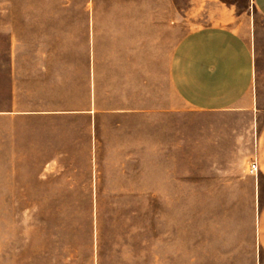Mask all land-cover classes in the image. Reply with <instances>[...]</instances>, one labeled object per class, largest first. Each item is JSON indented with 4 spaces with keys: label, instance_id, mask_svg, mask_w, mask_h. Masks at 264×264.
Segmentation results:
<instances>
[{
    "label": "rangeland",
    "instance_id": "1",
    "mask_svg": "<svg viewBox=\"0 0 264 264\" xmlns=\"http://www.w3.org/2000/svg\"><path fill=\"white\" fill-rule=\"evenodd\" d=\"M174 5L173 33L158 36L166 56L189 32L220 24L251 38L264 66V17L253 0ZM87 7L86 0H0V108L9 103L11 87L22 96L17 108H32L36 98L45 102L56 87V65L67 82L68 12ZM71 37L79 67L82 36ZM255 91L253 114L213 115L190 110L173 91L171 162L148 161V121L132 124L140 156L130 163L90 161L83 153L56 162L52 147L30 146L28 163L14 165L18 179L2 201L9 209H0V264H191L229 241L232 202L221 191L228 180L222 174L249 170L254 134L264 123V79ZM54 124L38 122L50 131L30 133V140L51 146ZM91 171L100 177L89 194Z\"/></svg>",
    "mask_w": 264,
    "mask_h": 264
},
{
    "label": "crops",
    "instance_id": "2",
    "mask_svg": "<svg viewBox=\"0 0 264 264\" xmlns=\"http://www.w3.org/2000/svg\"><path fill=\"white\" fill-rule=\"evenodd\" d=\"M253 2L264 17V0ZM86 3V10L68 12L67 82L56 65V87L47 90L42 104L36 98L32 108H17L22 96L14 87L5 96L10 101L0 108V209H9L2 201L18 179L14 165L28 163L30 146L52 147L56 162L83 153L90 161L130 163L140 156L131 140L132 124L148 121L152 131L148 161L171 162L167 119L174 109L173 91L190 110L202 114L232 110L253 114L257 109L255 87L264 79V66L259 65L255 43L248 36L230 26L211 24L186 34L166 56L158 50V36L173 33L179 19L174 0ZM71 36H82L79 67L74 61L77 39ZM47 121L56 122L52 145L30 140V133L49 130L38 125ZM253 159L258 160L257 173L222 174L228 180L221 191L232 202L229 241L204 250L191 264H264V123L254 134L250 162ZM99 177L90 172L89 194L93 179Z\"/></svg>",
    "mask_w": 264,
    "mask_h": 264
},
{
    "label": "built area",
    "instance_id": "3",
    "mask_svg": "<svg viewBox=\"0 0 264 264\" xmlns=\"http://www.w3.org/2000/svg\"><path fill=\"white\" fill-rule=\"evenodd\" d=\"M259 170V164L257 159H253L249 164V171L251 173H257Z\"/></svg>",
    "mask_w": 264,
    "mask_h": 264
}]
</instances>
